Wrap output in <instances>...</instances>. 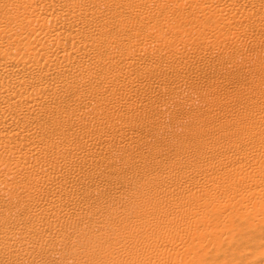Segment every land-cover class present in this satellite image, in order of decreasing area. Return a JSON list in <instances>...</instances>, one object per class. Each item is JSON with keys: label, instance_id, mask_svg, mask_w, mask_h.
<instances>
[{"label": "bare ground", "instance_id": "1", "mask_svg": "<svg viewBox=\"0 0 264 264\" xmlns=\"http://www.w3.org/2000/svg\"><path fill=\"white\" fill-rule=\"evenodd\" d=\"M243 37L264 44V0H0V264H27L26 250L40 236L30 216L77 219L78 204L88 201L72 195L77 184L89 183L93 193L109 180L104 173L117 169L124 173L116 188L126 208L113 207L112 199L93 212L119 214L121 230L97 232L95 242L102 239L108 249L71 243L76 264H132L131 250H112L119 243L112 233L127 234L128 219L135 229H154L156 238L139 237L142 245L162 238L191 244L195 221L208 217L207 224L224 228L249 213V200L263 204L264 196H251L250 188L264 187V98L241 90L203 96L200 86L192 87V101L169 117L176 130L167 134L173 147L167 153L152 148L162 122L149 139L119 127L129 117L147 122L146 109L162 115L166 80L184 78L182 67L197 70L195 61L232 66L244 76ZM149 78L159 86L153 102L143 99ZM168 94V103L180 100ZM122 145L131 146L116 149L124 166L112 168L105 147ZM132 155L145 159L140 168L128 162ZM36 196L43 202L33 214L18 202ZM162 221L174 227L162 231ZM84 236L91 243L92 235Z\"/></svg>", "mask_w": 264, "mask_h": 264}, {"label": "rangeland", "instance_id": "2", "mask_svg": "<svg viewBox=\"0 0 264 264\" xmlns=\"http://www.w3.org/2000/svg\"><path fill=\"white\" fill-rule=\"evenodd\" d=\"M260 40L261 37H256V39L252 40L243 37L240 40L241 46L238 51L239 53H243L246 60L241 63L244 76H238L235 68L232 66L214 67L215 64L212 65L211 63L205 62V60L202 62L195 61V64L198 65L196 67L197 70H192L193 66H190V68L182 67V69L179 68L178 71L182 72L179 73L184 75V78L173 75L172 78L166 80L168 90L163 92L161 97L162 115H156L155 112L146 109L145 115L150 116L147 122L133 123L130 120H136L129 117L130 120L120 121L119 127L125 128L129 125L147 136V133H150L157 123L162 122L164 126L163 130H161L162 134L153 142L154 147L152 148L162 153H167L169 152L168 150L173 148L171 139L167 134L172 131V129L176 130V125L173 124V120L169 117L177 106L183 103L187 105L192 101L194 96L188 93L192 87L200 86V92H203V96L206 95L207 90L209 94H214L215 91H227V93L233 94L241 90L242 92L251 93L264 98V44L259 43ZM148 83L150 90L143 99L148 102H153L159 94L158 82H153L151 78H149ZM141 86L143 87L145 84H141ZM168 93L173 94L175 100L179 96L180 100H176L172 102V104L168 103ZM130 112L136 114L135 111ZM145 139H149V136ZM129 147L131 146L122 145L117 148L105 147L107 151H110L113 160L116 162V165L112 168L124 166V161L121 159V155L116 149L123 148L128 150ZM139 158L140 156L132 155L128 159V162L140 168L144 164L145 159L141 158V160H139ZM163 158L165 161H168L167 164H173L175 162L171 159ZM94 162L96 167L104 166V161L101 159H94ZM104 174L110 177L109 180H113L112 186L107 187L109 180H101L99 184L94 186L95 191L93 193L86 191L89 187V183L77 184L76 190H73L72 195L80 192L88 198L87 202L78 204L80 213L77 219L69 221L68 223H61L30 216L32 224L38 229V234H40V236L39 238H35L34 247L26 250L27 264H76L78 262L76 259L77 257L70 252L73 249L71 244L73 242H79V247H81V244H85L83 247L85 250H96V247L99 246V250L108 249V243H103L102 239H98L95 242L97 232L110 235L113 226H117L120 231L122 227L121 217L119 214L108 217V215L93 211H96L100 206L109 205L112 199L116 202L113 207L118 209L126 208L127 203L121 202L119 204L118 195H120V189L116 188V185H118L124 177L122 170L117 169L113 176H111L112 174ZM250 189L251 196L257 193L264 196L263 186H252ZM249 201L251 212L249 211L248 214H250V217H248L249 215L246 213L239 217H234V223L227 227L223 228L217 226L214 228L212 224H207L212 222V219L210 220L208 217H204L203 221H195L192 225L195 239L191 241V244H188L189 240L185 238L181 242H168L162 238V240H153L154 244L152 247L142 245L139 237L151 234L153 238H156V233L153 231L154 229L150 227L135 229V227L138 226L137 222L128 219L127 234L112 233V235L117 236L119 239V243L115 244L112 250H121V252L123 250H131L133 255L129 254L127 256L133 257L132 264H254V261H256L257 264L259 262L264 263V255H259V253H257L262 246V252H264V202L260 205L254 203L252 200ZM18 202H21V204L28 203L29 210H31L39 206L43 200L36 196V198L32 199V202H26L25 198H20ZM5 204L7 206H12L11 204ZM66 207H68V205H66ZM194 210H199V208ZM35 211L36 209L34 208L30 213L33 214ZM244 217L246 218L244 219ZM237 218L240 220L242 219V223ZM236 223L238 224L236 225ZM43 224H46L47 227ZM43 226L45 227L44 229H42ZM173 227L174 224H170L168 221H162V231ZM208 232L211 234L209 235ZM86 234L92 235L93 239L91 243H89L84 236ZM213 237L217 239L214 240ZM260 242L262 243L261 245L258 244ZM79 250L82 249L79 248L77 251ZM163 250L174 252L175 257L168 258L162 256L160 252ZM136 252H140V254H135Z\"/></svg>", "mask_w": 264, "mask_h": 264}]
</instances>
